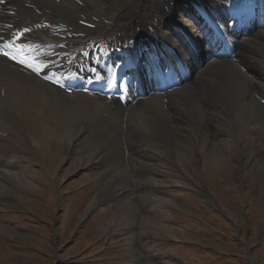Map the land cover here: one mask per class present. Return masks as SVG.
<instances>
[{
	"label": "bare ground",
	"instance_id": "bare-ground-1",
	"mask_svg": "<svg viewBox=\"0 0 264 264\" xmlns=\"http://www.w3.org/2000/svg\"><path fill=\"white\" fill-rule=\"evenodd\" d=\"M179 2L194 6L189 24L174 15ZM252 19L262 28L235 32ZM203 35L216 48L202 65ZM5 45L15 59L0 54V175L28 180L32 152L71 147L72 171L111 187L115 204L140 201L137 211L119 206L132 239L139 218L170 201L158 178L180 179L165 160L181 173L179 151L197 160L187 145L203 148L211 165L228 142L233 158L260 160L264 0H2ZM103 199L99 189L94 202Z\"/></svg>",
	"mask_w": 264,
	"mask_h": 264
},
{
	"label": "rangeland",
	"instance_id": "rangeland-1",
	"mask_svg": "<svg viewBox=\"0 0 264 264\" xmlns=\"http://www.w3.org/2000/svg\"><path fill=\"white\" fill-rule=\"evenodd\" d=\"M176 5L174 15L189 24L182 3ZM185 5L192 13L193 4ZM255 24L249 32L262 28ZM199 40L203 65L215 51L205 38ZM233 144L228 142L214 165L203 148L187 145L197 160L192 164L179 151L183 173L166 159L180 179L158 178L171 192L170 201L161 199L150 220L139 218L137 239L129 237L118 215L119 206L141 205L138 198L115 204L111 187L84 170L72 171L76 159L65 160L71 147L32 152L30 179L0 175V264H264V146L257 148L260 160L254 162L243 152V159L233 158ZM98 146L109 147L101 138ZM99 189L104 199L94 202ZM144 239L155 255L141 249Z\"/></svg>",
	"mask_w": 264,
	"mask_h": 264
},
{
	"label": "snow or ice",
	"instance_id": "snow-or-ice-1",
	"mask_svg": "<svg viewBox=\"0 0 264 264\" xmlns=\"http://www.w3.org/2000/svg\"><path fill=\"white\" fill-rule=\"evenodd\" d=\"M2 2V0H0ZM10 47V45H5L3 48H0V54L8 57L9 59H15L14 57L10 56L7 51H5V48ZM19 63H23V61H18Z\"/></svg>",
	"mask_w": 264,
	"mask_h": 264
}]
</instances>
